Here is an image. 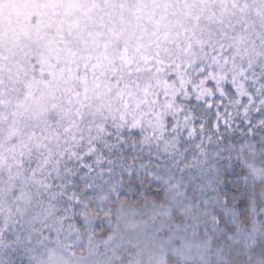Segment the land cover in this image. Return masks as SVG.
Listing matches in <instances>:
<instances>
[{
  "label": "clouds",
  "instance_id": "obj_1",
  "mask_svg": "<svg viewBox=\"0 0 264 264\" xmlns=\"http://www.w3.org/2000/svg\"><path fill=\"white\" fill-rule=\"evenodd\" d=\"M0 264H264V0H0Z\"/></svg>",
  "mask_w": 264,
  "mask_h": 264
}]
</instances>
